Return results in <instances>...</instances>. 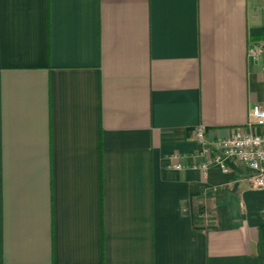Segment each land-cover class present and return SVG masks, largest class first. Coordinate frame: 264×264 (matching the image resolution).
Returning a JSON list of instances; mask_svg holds the SVG:
<instances>
[{
	"label": "crops",
	"instance_id": "obj_1",
	"mask_svg": "<svg viewBox=\"0 0 264 264\" xmlns=\"http://www.w3.org/2000/svg\"><path fill=\"white\" fill-rule=\"evenodd\" d=\"M261 38L264 0H0V264H264V189L195 138L264 131Z\"/></svg>",
	"mask_w": 264,
	"mask_h": 264
},
{
	"label": "built area",
	"instance_id": "obj_2",
	"mask_svg": "<svg viewBox=\"0 0 264 264\" xmlns=\"http://www.w3.org/2000/svg\"><path fill=\"white\" fill-rule=\"evenodd\" d=\"M247 56L253 61H264V38L249 42ZM261 69L264 70V62ZM248 126L264 127V109L257 104L250 108ZM195 138L202 152L207 155V159L200 165L204 172L212 166L226 172L227 160L242 162L252 170L249 178L251 187L264 189V131L255 133L251 129H237L229 136L208 140L203 126H198Z\"/></svg>",
	"mask_w": 264,
	"mask_h": 264
}]
</instances>
